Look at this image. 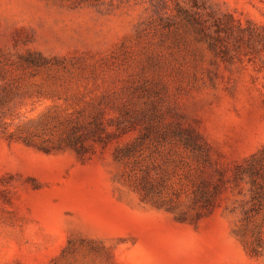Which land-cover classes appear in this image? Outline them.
Returning <instances> with one entry per match:
<instances>
[{
	"label": "rangeland",
	"instance_id": "1",
	"mask_svg": "<svg viewBox=\"0 0 264 264\" xmlns=\"http://www.w3.org/2000/svg\"><path fill=\"white\" fill-rule=\"evenodd\" d=\"M0 264H264V0H0Z\"/></svg>",
	"mask_w": 264,
	"mask_h": 264
}]
</instances>
